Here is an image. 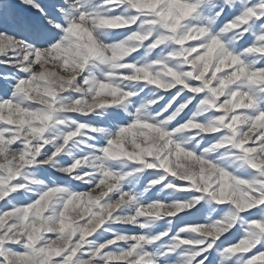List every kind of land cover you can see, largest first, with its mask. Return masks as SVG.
I'll return each mask as SVG.
<instances>
[{"label":"clouds","instance_id":"clouds-1","mask_svg":"<svg viewBox=\"0 0 264 264\" xmlns=\"http://www.w3.org/2000/svg\"><path fill=\"white\" fill-rule=\"evenodd\" d=\"M64 2L71 7L75 0ZM202 2L210 6L209 11L218 4L222 11L223 6L231 8L237 0ZM243 2L245 7L241 14L213 33L212 27L220 13L214 12L211 16L204 17L202 22L200 17H195L197 23H192L188 20L192 10L184 0H82L88 14L81 12L74 23L81 24L84 31L78 35L68 33L61 48L51 58L49 52L44 50L41 60H28L34 52L26 51L22 40L10 49L21 57L17 63L29 71V79L18 82L13 91L14 102L0 104V121L12 123L17 129L27 128L29 132L33 128L47 129L52 122L55 125H66L68 130L60 136L63 143L54 145L61 150L70 139L73 141L72 146L77 147L81 141L73 138L83 135L82 129L85 128L102 134L106 140L104 146L99 148V154H86L80 159H74L70 165L72 169L86 166L92 172L100 174L101 180L90 190L95 199L88 197L73 200L71 204L64 201L58 213L53 211L50 215L43 216V212L48 211L46 203L41 210L32 212L33 219L27 224L25 219L28 211L24 210L20 216V231L14 242L24 237L27 251L18 261L14 260L13 264H53L55 257L67 250L77 233L80 234L77 247L86 242L92 248L88 261L78 264H93L98 256L102 264L127 258L122 251L118 254L100 255L107 244L121 238L119 235L98 245L86 240V236L96 232L113 218V212L131 200L127 193L120 192L115 199L101 203L109 192L118 190L123 178L120 173L111 170L114 162L121 166L131 162L139 166L136 168L138 172L158 169L177 180L189 178L200 185L215 184L217 202L230 204V212L234 215L264 205V144L257 148L244 147L257 132V140L264 136V112L249 115L236 111L252 107L253 95L264 93V67L257 66L264 60V24L254 34L250 46L238 54H234L232 50L235 42L252 27L249 21L264 16V0L251 6H247L248 0ZM115 9L119 11L116 12ZM245 25L248 27H244ZM125 29L128 30L126 33H117V30ZM239 29L242 31H238ZM113 33H117L120 38L110 39ZM150 38L151 43L146 44ZM195 41L200 43L186 47ZM159 44L165 45L167 54L149 59L148 54ZM142 48L143 54L129 62L128 58ZM8 50L7 47H0V55ZM163 52L164 49H161V53ZM25 61L28 63L25 64ZM37 63L39 66L34 67ZM185 65L188 66V71L183 70ZM85 69L88 74L81 83H76V77L81 76ZM189 81L198 83L192 85ZM178 84L181 86L179 91L166 98L164 94L170 93ZM185 90L204 95L183 122L172 127L192 102L193 98H189L183 103H176L177 97ZM140 92L144 95H139ZM65 93L70 94L64 95ZM71 93L79 95L73 96ZM131 97L138 99L131 101ZM221 97L225 99L221 101ZM25 102L36 107H25ZM114 102L131 116V123L127 125L130 130L124 131L119 126L115 132L102 127L89 128L86 124L76 123L67 115H101L97 112V105L106 109L113 106ZM130 106L132 111L128 110ZM214 112H221L222 115H213ZM222 130L223 136L201 148L205 137H211ZM40 135L42 133L33 134L30 140H38ZM226 144L232 147L225 148ZM237 145L240 149L234 153V158L238 160L243 153L246 165L254 168L262 178L240 179L210 158L220 148L230 152ZM41 147L40 144L32 145L28 154H38ZM197 149H200L199 154ZM55 154L54 152L53 155ZM32 158L35 159V156ZM216 159L219 160L220 157ZM21 167L22 163L0 165V171L5 173V177H0V199L14 190L8 188V182L15 178ZM84 177H88L89 182L96 180L95 175L89 172H84L78 179ZM164 179L165 176L161 175L158 179L151 180L149 186L159 184ZM165 187L173 188L174 185L168 183ZM53 196L55 192L49 190V199ZM180 210L181 202L167 205L153 202L143 209L136 207L132 215L116 216L114 219L119 223L131 224L138 215L161 218L174 216ZM85 214L88 215V222L79 225L78 218ZM226 219V225L216 222L210 226H198L200 235L205 238L211 235L212 242L215 243L232 227L231 216H226ZM43 232L56 233V237L37 247L43 239ZM262 241L264 210H261L259 218L249 222L244 234L235 243L223 249L218 264H225L227 260H232V264H253L252 260H245L243 254ZM75 250L76 248L73 253ZM254 259L264 262V254ZM67 260L65 257V261Z\"/></svg>","mask_w":264,"mask_h":264},{"label":"snow or ice","instance_id":"snow-or-ice-1","mask_svg":"<svg viewBox=\"0 0 264 264\" xmlns=\"http://www.w3.org/2000/svg\"><path fill=\"white\" fill-rule=\"evenodd\" d=\"M184 3L192 10L188 16V20H192L193 14L195 10L199 7V5L202 3V0H184ZM6 4L7 7H5L4 4H0V19L14 25L16 28L24 32H27L30 36L33 37L31 43L23 40L22 42L24 44L26 51L34 52V55L29 56L28 60H36V61H39L44 57V50H47L49 52V57L51 58V55L61 48L63 44V40L68 33H71L72 35H78L80 32H83L84 31L83 26L81 24H75L74 21L77 17H79L81 12H85L86 15L88 14L86 13V5L82 3V0H75V3L72 4L71 7L69 6V4L65 3L64 0L63 3H59L58 0H53L51 4V11H49L47 14H46V10L41 8L40 5L36 3V0H18V2L17 0H6ZM29 9H37L40 15L43 16L44 20H46V23H43L38 19H34L31 16L25 15L24 13ZM115 11L118 12L119 9H115ZM49 15L51 16V18H48ZM238 31H242V29H239ZM151 40L152 38L146 41L145 43L149 44L151 43ZM18 41L20 40H18L13 35H9L7 32H0V47H7L9 49L8 51H6L4 55H0V64H5L10 67H14L16 68L17 72L23 74L13 77V79H15L16 82L10 86L12 90L8 95V99H0V104H4L5 102L8 101L14 102L13 91L16 88L18 82L27 81L29 79V71L24 66L17 63V61L20 60L21 57L16 55L15 52L10 50L12 47L17 45ZM196 43H200V41L192 42L191 44L186 45V47H190ZM158 47H160L161 50L165 48V45L159 44ZM27 63L28 61H25V64ZM38 66H39L38 63L34 65V67H38ZM183 70L188 71L189 70L188 66L185 65ZM87 74H88L87 69H85V72L81 76L76 77V83H81L84 79V76H86ZM5 79L8 78L5 77ZM193 82L195 81H189L190 84ZM177 86L180 85L178 84ZM233 87L235 88L236 86ZM101 91H103V89H101ZM177 91H179V88L177 89ZM182 93L184 94L177 97L176 103H183L185 100L190 98L188 97V93L190 92L184 91ZM200 94L202 95L195 97L197 101H199L201 97L204 95L203 93ZM169 95L171 96L174 94L169 93ZM223 99H225V97H223ZM252 100H253L252 107L239 108L238 109L240 110L239 112L249 115H258L260 112H264V109H259V108L253 111L254 105H256L257 101L264 100V97H262L260 94H254ZM192 102L189 105H191ZM24 106L36 107L35 105L30 104L29 102H25ZM115 106H117V102H114L113 106L111 107H115ZM186 109L184 113H182L183 115H181L180 117L181 120L186 118L188 112L192 111V108L189 106ZM97 110H102L99 107V105H97ZM212 114L216 116L222 115L221 112H214ZM89 118L91 117L89 116ZM131 120L132 118L127 123L119 126V128L123 129L124 131L130 130L127 128V125L131 123ZM79 124H84V123H79ZM55 126H56L55 123L52 122L50 123L47 129L33 128L32 131L29 132L27 128H24L23 130L17 129L15 125L12 123H4L0 121V133H2V140H0V165H17L18 163L23 164V167L19 168L18 172H16L15 178L10 179L8 182V188L14 190L9 191L8 194L3 197V199H0V238H2V242H0V264H13L14 260L18 261L27 251L25 248L24 237H21L18 242H14L15 236L18 235L20 231V227H21L20 216L23 214L24 210L28 211V216L25 219V223L27 224L30 223L31 220L33 219L32 212L41 210L42 206L46 203L48 204V211H44L43 216H48L53 211L58 213L60 208L63 206L64 201H68V203L71 204L73 200L79 201L81 199H87L88 197L95 199V196L92 195L90 190L95 186L97 181L101 180L100 174L99 173L98 175L94 174L96 180L89 182L88 177H84L83 179H78V177H80L84 172H88V168L77 167L75 169H72L70 168V166L59 167L56 170L59 173L68 176L70 180L79 181L81 184H91V187H89L85 191H74V190H69L68 188L63 186H51V187L46 186L45 189L41 190L36 194V198L34 199L32 197L25 195L28 189L26 187L25 179L23 178L27 175V169L29 166L33 167L34 170L37 171H46L47 166L56 167V160L59 159L58 154H60L62 150L59 147H54V145L62 144L63 140L61 138L60 142H56L54 138L50 135L49 129ZM5 129L8 130L4 131ZM40 133H42V135H40V138L38 140H30L33 134L39 135ZM214 134H218V135H212V138L217 139L220 136L224 135V131L222 130L221 132ZM258 135L259 132H257L256 135H253L251 139L248 140V142L244 145V147L257 148L260 145L264 144V136H261L260 139L257 140ZM29 140L30 143H28ZM46 141H50V142H46ZM70 141L72 140L70 139L67 142V144L64 145L63 150H66V145H68ZM26 143H28L27 147H26ZM35 144L42 145V147L39 150V153L28 154L29 149L32 147V145ZM225 146H228V148L232 147L230 144H226ZM220 149L225 150V148H220ZM239 149H240L239 145H237L235 148H232V150H235V152L239 151ZM54 152L56 153L55 155H53ZM33 155L35 156V159L32 158ZM238 160L242 164L245 165L247 164V160L243 156V153H241V156ZM72 164L73 163H71V165ZM251 169L255 170L254 168ZM0 177H5L4 171H0ZM18 177H21V179H18ZM253 178L260 179L262 177L258 172H256V175ZM178 181L183 183L181 184H177L176 182L172 183L174 185L173 188H175L177 191H186L190 188L194 190L195 193L200 194V196L193 199L191 203L181 202L182 210L191 209L192 205L198 204V201L203 198H209L211 201H214L217 205L225 204V203L217 202L215 198L217 185L215 184L200 185L196 183L194 180L189 178L180 179ZM27 183H36V181H27ZM22 184L24 185V187H15ZM49 190H53L55 192V196H53L51 199H49ZM112 193L113 192H109L108 195L105 196L104 199L101 201V203L103 204L105 202H109L113 200V196L111 195ZM122 193H127V192H122ZM58 196L60 197L59 198L60 206L52 207L51 212H49L50 207L52 206L54 200ZM127 196L131 198L130 201L133 200V196L129 195L128 193ZM153 202H158L159 204H165L159 201H153ZM153 202L147 205L153 204ZM138 207L143 209L145 206H138ZM202 209H203V205L200 204L198 207H196L195 211L199 213L201 212ZM117 210L112 213L113 219L116 217L115 214L117 213ZM252 210L253 209H249L247 211L248 216L260 214L261 210H264V205H260L258 208H255V212H253ZM220 211L222 212L223 208H221ZM180 212L181 210L174 215L178 220L181 219V217L177 215ZM245 213L246 212H241L239 213V215L243 216L245 215ZM237 215L238 214L234 215L230 211L227 213V216H231V223H232V227L229 229H233V221L236 220ZM144 217L146 216L138 215L136 217V220L129 225L137 224L139 227L143 228L142 225L144 224L140 222L139 218H144ZM165 217H173V216H165ZM78 221H80L77 222L79 225H85L88 222V215L86 216V218L85 215H82L81 217L78 218ZM215 223L216 222H212V221L197 223L195 221L185 220L184 226L180 227L178 233L175 236L171 237L172 242L167 248L168 254L161 253V255L164 256V261L161 262V264H169V262H171V264H204V259H206L204 253L212 249L214 243L212 242L211 235H208L207 238L200 235V229L198 228V226L200 225L210 226V225H214ZM238 231L239 229H233L232 231L227 232L224 236V239H228L229 236L235 238L236 233ZM48 234H53L56 237V233L43 232L42 233L43 239L40 240L39 244L36 245L37 247L43 245L45 241L52 240V238ZM93 234L86 236V238L92 237ZM117 235H119L121 238L119 240H116L114 243L107 244L106 247H104L102 250L107 249L112 245H116L117 242H131L128 244L127 250L121 249V251L126 254L127 258L126 259L122 258L118 261L125 262V264H155L154 260L151 258L150 254L147 251H143V253L141 254L140 252H137V249L140 248L142 242L151 243L152 240H159L160 239L159 235L152 237L151 239H146L145 235L143 234H134V235L117 234ZM161 235H166V233H162ZM10 237L12 239H9ZM79 239H80V234L77 233V235L72 238L71 244L68 246L67 250L64 251L61 255L55 257L53 264H58V262L61 261L65 262V264H78V262L88 261L89 257H91L92 255V250H89L86 253L84 247L86 242H84L82 246L77 247V241ZM196 241H201V242L197 243ZM261 244L264 245V241H262ZM134 245L135 247H133ZM216 246L219 247V244H217ZM74 248H76V250L73 253ZM178 250H179V255L181 257L180 259H177V257L174 255L178 252ZM104 253L107 252L101 251L100 255H103ZM261 254H264V251H259L258 254H252L251 258L246 260H252L253 264H257L259 260H256L254 258L259 257ZM85 256H87V258H85ZM65 257L68 258L67 261H65Z\"/></svg>","mask_w":264,"mask_h":264},{"label":"rangeland","instance_id":"rangeland-1","mask_svg":"<svg viewBox=\"0 0 264 264\" xmlns=\"http://www.w3.org/2000/svg\"><path fill=\"white\" fill-rule=\"evenodd\" d=\"M18 2V0H17ZM53 0H36V3L40 5L41 8L46 10V14L51 11V4ZM59 3H63V0H58ZM259 3V0H248L247 6H251L252 4ZM0 4H4L7 7L6 0H0ZM209 5L205 3H201L199 7L195 10L192 18V23H197L194 19L195 17H200L201 22L204 17L211 16L214 12H219L220 15L217 17L215 24L212 27L213 33L217 31L220 27H222L226 22L231 21L236 16L240 15L243 11L245 5L243 0H237L236 4L233 7L223 6V10L221 11L220 5L218 4L215 8H212L209 11ZM25 15L31 16L34 19H38L43 23H46L43 16L37 11V9H29L24 13ZM48 18H51L49 15ZM249 24L252 27L249 31L244 32L243 35L235 42L233 46L234 54L240 53L243 49L250 46L254 40V34L260 30V25L264 24V16H260L259 19L253 18V20L249 21ZM135 27V26H133ZM244 27H248L245 25ZM128 30H117V33H126ZM0 32H7L9 35L15 36L18 40L27 41L29 43L32 42L33 37L30 36L27 32H24L14 25L0 19ZM117 33H113V36L110 39H118L120 38ZM151 39V38H150ZM163 47V46H160ZM160 47L154 49L151 53L148 54L149 59H156L158 55H166L168 49L165 47L164 52L161 53ZM144 49L138 50L137 53H133L132 56L128 58L129 62H133L138 59L143 54ZM258 67H264V60L260 61ZM23 75L22 73L17 72L16 68L10 67L5 64H0V99H8V95L10 94L12 88L10 87L16 81L13 79L15 76ZM7 77L8 79H5ZM198 82L191 83L195 85ZM181 86H177L172 89L170 93L175 94L178 88ZM6 90V91H5ZM138 91V89H137ZM147 91V90H145ZM187 92V90H185ZM70 93H65L64 95H69ZM184 93H181L183 95ZM71 95L76 96L79 94L71 93ZM139 95H144L143 92H140ZM166 98H170L169 93L164 94ZM202 94H192L188 93V97L193 98L192 104L189 105L193 109L194 105L198 102L195 97L200 96ZM264 97V93L260 94ZM138 97H131V101H136ZM221 101L223 97L220 98ZM257 108L264 109V100L257 101L256 105H254L253 111ZM129 111H132L133 108L130 106ZM187 111V109H186ZM239 112L240 110H236ZM97 112L101 113V115L89 114L88 116H83L80 114L69 113L67 114L71 120H75L76 123H84L91 127H102L105 128L109 132H115L118 126H121L127 123L131 116H128L123 108L119 106L106 108L102 110H97ZM191 112H188L190 114ZM183 115V114H182ZM89 116L91 118H89ZM183 122L180 118H178L177 122H174L172 127L176 126V123ZM74 127V125L72 126ZM68 130V126L66 125H56L49 129L50 135L54 138L56 142H60V136L62 132H66ZM83 135L77 136L73 138L76 141H81V143L77 147H73V141H70L68 145H66V150H62L60 154H58L59 159L56 160V167L47 166L46 171H37L34 170L33 167L29 166L27 169V180L26 187L27 192L26 196L36 198V194L41 190L45 189L46 186H63L68 188L69 190L74 191H85L91 184H81L79 181L70 180L68 176L59 173L56 169L59 167L70 166L71 163L74 162V159H80L86 154H99V148L104 146L106 140L102 134L95 133L89 131L88 128L82 129ZM218 135V134H213ZM215 139L211 137H205L204 142L201 144V148L207 146L208 144L214 142ZM228 148V146H225ZM197 154H199L200 149H197ZM235 150H231L230 152H225V150L219 149L216 153L212 154L210 158L213 159V162H217L223 167L225 170L229 171L231 174L237 176L238 178L251 180L255 175V170H252L247 165L242 164L239 160L234 158ZM220 157L219 160L216 158ZM87 168L86 166H82ZM138 165H135L131 162H128L127 165L121 166L118 163H112L111 170L113 172H118L123 176V179L120 181L118 186V190H114L111 194L113 199H115L120 192H127L129 195L133 196V200L129 201L127 205L121 206L120 209L117 210L116 216H126L134 214L135 208L138 206H146L147 204L153 201L163 202L165 204H171L174 202H186L191 203L193 199L200 196V194L195 193L194 190L188 189L186 191H177L175 188H167L165 187L168 183L176 182L177 184H181L183 182H179L177 179L163 173L162 170L158 169H146L142 172L136 171ZM88 172L91 174L98 175V173L92 172L91 169H88ZM164 175L165 179L161 181L159 184L149 186V182L154 179H158L159 176ZM21 179V177H18ZM25 179V177L23 178ZM27 181H36V183H27ZM62 195V194H60ZM59 196L54 200L52 206L49 209L51 212L52 207H59ZM106 199V198H105ZM200 204L203 205V209L201 212L197 213L195 211L196 207ZM223 208L221 212L220 209ZM232 206L230 204L225 203L224 205H217L214 201H211L209 198H203L198 201V204L192 205L191 209L181 210L177 215L181 217V219H177L176 216L173 217H161V218H139L140 222L145 224L146 226L141 228L137 224H126L116 222L113 218H110L101 226L100 229L97 230L96 233L93 234L92 237L86 238L87 241H91L94 244L98 245L100 243H104L109 239H113L114 235L117 234H143L146 239H151L155 236H160L159 240H152L151 243H141L140 248L137 249V252L141 254L143 251H147L151 258L154 260L155 264H161L164 261V256L161 253L168 254L167 248L171 244V237L175 236L180 227L184 226V221H195L197 223L203 222H222L223 224H227L228 220L226 219L227 213L231 210ZM255 212V208L252 210ZM219 213V215H218ZM260 214L248 216L247 212L245 215L240 216L237 215L236 220L233 221V229H239L236 233L235 238L229 236L228 239H224V236L227 232L232 231L233 229H228L213 245V248L206 251L204 256V264H218L221 261V253L223 249L235 243L245 232L247 229L249 222L253 219L259 218ZM87 214H85L86 218ZM80 222V221H77ZM162 233H166V235H161ZM52 239H55V235L48 234ZM199 235V234H196ZM131 242H117L116 245H112L107 249L101 250L102 252L107 253H115L118 254L121 249L127 250L128 244ZM219 244V247L216 245ZM86 253L89 250H92L89 243L85 244ZM259 251H264V245L258 243L253 249H251L248 253L243 254L244 259L251 258L252 254H258ZM177 259H180L179 250L176 254H174ZM87 258V256H85ZM234 259V257L232 258ZM94 264H102L100 261V257L98 256L94 261ZM110 264H125V262L121 261H110ZM171 264V262H169ZM225 264H232V260L225 261ZM257 264H264V262L258 261Z\"/></svg>","mask_w":264,"mask_h":264}]
</instances>
